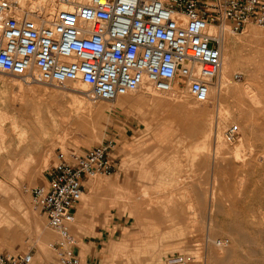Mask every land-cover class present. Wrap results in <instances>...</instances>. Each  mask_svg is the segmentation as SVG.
I'll return each mask as SVG.
<instances>
[{
  "label": "rangeland",
  "instance_id": "obj_1",
  "mask_svg": "<svg viewBox=\"0 0 264 264\" xmlns=\"http://www.w3.org/2000/svg\"><path fill=\"white\" fill-rule=\"evenodd\" d=\"M229 31L231 91L205 103H197L180 84L183 101L173 92L151 87L150 94L143 87L112 101L92 94L90 107L89 102L72 109L70 96L60 95L64 86L42 82L38 85H46L51 95L25 90L21 102L10 84L21 77L0 73V221L8 228L7 237H0V253L32 252L39 264H51L56 254L49 244L57 234L33 207L29 188L44 182L59 150L69 153L113 140V172L88 179L76 207L70 228L76 253L93 234L110 228L97 251L101 264H167L171 254L184 256L177 264H264V27ZM254 93L259 105L249 95ZM27 102L31 109L42 105L41 114L29 113V127L17 111ZM217 123L225 145L217 146L212 129ZM234 125L239 136L228 142L225 131ZM208 130L212 136L204 146ZM239 141L243 149L235 160ZM221 239L227 244L219 246Z\"/></svg>",
  "mask_w": 264,
  "mask_h": 264
},
{
  "label": "built area",
  "instance_id": "obj_2",
  "mask_svg": "<svg viewBox=\"0 0 264 264\" xmlns=\"http://www.w3.org/2000/svg\"><path fill=\"white\" fill-rule=\"evenodd\" d=\"M33 0H0V72L60 87L84 82L94 99L116 100L152 87L183 84L199 103L222 68L219 38L210 26L234 34L264 27V0H55L47 14ZM238 125L225 131L233 142ZM111 140L83 150H59L47 180L29 188L31 203L57 234L49 246L55 264H84L71 232L86 182L114 170ZM219 246L227 244L218 240ZM184 261L171 254L167 264ZM0 264H37L32 252L0 253Z\"/></svg>",
  "mask_w": 264,
  "mask_h": 264
},
{
  "label": "bare ground",
  "instance_id": "obj_3",
  "mask_svg": "<svg viewBox=\"0 0 264 264\" xmlns=\"http://www.w3.org/2000/svg\"><path fill=\"white\" fill-rule=\"evenodd\" d=\"M34 1V6L35 7H43L44 8V10L46 11V13L49 15V14H52L53 13V11L55 10V8H56V5H55V0H33ZM247 28V27H246ZM228 30V28H227V26L226 25H221V26H215V25H212V26H210V32L211 33H213V34H215L218 38H219V40H220V42H221V51H222V61H223V63H222V68H221V70H220V72L218 73V75H217V77H216V79H214L211 83H210V93H209V99L210 98H212V97H215V98H217L218 97V99L219 98H221L224 94H227L228 92H229V90H230V88L228 87V83H230L229 81H228V79H227V77H228V73H229V71H230V69H232L231 67H234L233 65H234V63H233V61H232V59H231V52L229 51V43L227 42V40H226V31ZM230 32V31H229ZM246 32V31H245ZM247 33L249 34V35H252V33H253V31L252 30H248L247 31ZM0 73H3V72H0ZM5 74H7V73H5ZM18 77V76H17ZM20 78V77H19ZM11 81V83L10 84H12V86L14 87V89H16V91L18 92V94H20L19 95V100L22 102L23 100H24V95L23 94H25L24 93V91L25 90H29L28 92L30 93V91H32V92H37L38 90H43V91H45V94L47 95H51L50 94V92L47 90L48 89V87L46 86V85H44V87H43V85L41 84V86L40 85H38V83L39 82H41V81H39V79H38V74L35 72V74L31 77V78H20V79H17V78H15V77H13V79H11L10 80ZM74 84V83H73ZM53 87H55V85L53 86ZM60 89L62 88V87H59ZM65 88V90L64 91H61L59 94L60 95H62L61 97H65L66 95H68V96H70V104H72L73 106L71 107L72 109H74L73 107L74 106H76V105H81L82 103L84 104V103H89L90 101H92V102H94L93 100H92V98L94 97H92V91H91V89H90V86L87 84V83H84V82H78V84L77 85H73V86H71V87H63V89ZM147 88V92H149L150 94H151V91H152V89H151V87H145V89ZM62 90V89H61ZM141 90V89H140ZM151 90V91H150ZM155 90V89H154ZM154 90H153V94H155V92H154ZM178 91H180V89H179V85L176 83V84H174V86H173V88H172V90L170 91V92H173L174 94L172 95L173 97L174 96H176V97H174V98H176V100L177 101H179V100H182L183 101V99H184V97L186 96V95H184V97H183V93H180V92H178ZM182 91V90H181ZM231 91V90H230ZM178 92V93H177ZM186 92H188V91H186ZM185 92V93H186ZM252 92V91H251ZM254 92V91H253ZM15 93V92H14ZM57 93V92H56ZM55 93V94H56ZM146 93V92H145ZM159 93V92H158ZM169 93V92H168ZM54 94V95H55ZM148 94V93H147ZM14 95V94H13ZM17 95V94H16ZM15 95V96H16ZM189 95V94H188ZM244 95H246V94H244ZM249 95H251V97L253 98V101L256 103V104H258L259 105V103H260V100L257 98V96H256V94L254 93V94H249ZM4 96H7L6 95V93H5V95ZM243 96V95H242ZM247 96V95H246ZM30 97V96H29ZM46 97V96H45ZM67 97V96H66ZM153 97V96H152ZM173 97H170V98H172L173 99ZM248 97V96H247ZM251 97H250V99H251ZM5 98V97H4ZM8 97H6V99H7ZM12 98H13V96H12ZM26 98H28V97H26ZM39 98H40V96H39ZM243 98V97H242ZM16 99V98H15ZM94 99V98H93ZM171 99V100H172ZM249 99V100H250ZM5 100V99H4ZM3 100V101H4ZM17 100V99H16ZM15 100V101H16ZM175 100V99H174ZM175 100V101H176ZM184 100H186V99H184ZM19 101V102H20ZM38 101V100H37ZM45 101V100H44ZM246 101V100H245ZM250 101H252V99L250 100ZM252 101V102H253ZM29 102V101H28ZM26 103V104H20V106L18 107V109H17V111H18V114L21 116V119L23 120V124H27V126L29 127L30 126V123H29V118H30V115H29V113L31 114V111L33 112L34 111V114H35V112L37 113V114H39L40 112H41V109H42V107L40 108V106H42V105H40L39 106V103H34L33 104V107H32V109L30 108V104L29 103ZM47 102V101H46ZM54 102H56V101H54ZM197 102V101H196ZM248 102V101H247ZM13 103V102H12ZM16 103V102H15ZM198 103V102H197ZM249 103V102H248ZM47 104V103H46ZM55 104V103H54ZM96 104V103H95ZM99 104V103H98ZM90 105H92L91 104V102H90V104H89V107H90ZM202 105V104H201ZM205 105V104H204ZM243 105V104H242ZM255 105V104H254ZM82 107H83V105H81ZM191 106V105H190ZM196 106V105H195ZM200 106V105H199ZM82 107H81V109H82ZM87 106H86V104H85V108H86ZM89 107H88V109H89ZM94 107V106H93ZM100 106H96V109H98ZM2 108V107H1ZM48 108V107H47ZM79 109H80V107H78ZM95 108V107H94ZM96 109H94V110H96ZM15 110V109H14ZM91 110V109H90ZM71 111H73V110H71ZM76 111V110H75ZM81 111V110H80ZM86 111V110H85ZM84 111V112H85ZM251 111H253V110H251ZM49 112V111H48ZM51 112V111H50ZM49 112V113H50ZM16 113V112H15ZM87 113H89V110H88V112ZM228 113V112H227ZM37 114H36V117H37ZM41 114V113H40ZM80 114V113H79ZM85 115H86V113H84ZM5 115V114H4ZM14 115V114H13ZM56 115V114H55ZM90 115V114H89ZM89 115H87V116H89ZM16 116V115H15ZM62 116V115H61ZM78 116H81V115H78ZM91 116V115H90ZM0 117L2 118L3 117V115H0ZM37 118H39V117H37ZM91 118V117H90ZM227 118V117H226ZM14 119H16V117L14 118ZM18 119V118H17ZM42 119V118H41ZM66 119V118H65ZM64 119V120H65ZM92 119V118H91ZM39 120H40V118H39ZM63 120V121H64ZM67 120L68 119H66V122H67ZM19 121V120H18ZM42 121V120H41ZM40 121V122H41ZM15 122V121H14ZM14 122H13V124H14ZM65 122V121H64ZM16 123V122H15ZM22 123V122H21ZM42 123V122H41ZM63 123V122H62ZM69 123V122H68ZM3 124V123H2ZM22 124V125H23ZM40 126V125H39ZM38 126V127H39ZM16 128L18 127V124L16 123V126H15ZM20 127V126H19ZM23 127V126H22ZM25 127V126H24ZM23 127V128H24ZM50 127V126H49ZM55 127H57L56 125H55ZM1 128L2 129H4L2 126H1ZM20 129V128H19ZM34 129V128H33ZM214 131H213V133H214V136H215V140H216V143H217V146H221V145H223L224 144V141H223V136H222V132L220 131V124L219 123H217L216 125H215V128L213 127L212 128ZM211 129V130H212ZM18 130V129H17ZM21 130V129H20ZM24 130V129H23ZM67 130V129H66ZM211 130H208V131H206V133H204V138L201 140V142L203 143V145L205 146V145H207L206 143H207V140H209V138L212 136V131ZM29 131V130H28ZM15 133H16V131H15ZM42 133V132H41ZM45 133V132H44ZM43 133V134H44ZM17 134V133H16ZM22 134L23 135H25V131H23L22 132ZM22 134H21V136H22ZM20 135V134H19ZM29 135V134H28ZM18 136V135H17ZM43 136V135H42ZM59 136V135H58ZM21 138V137H20ZM23 139H25V137H22ZM27 139H29V138H27ZM211 139V138H210ZM242 139V138H241ZM245 140V139H244ZM243 140V141H244ZM20 141V140H19ZM24 141V140H23ZM246 141V140H245ZM244 141V142H245ZM22 142V141H21ZM21 142H20V144H21ZM202 143H199L198 145H201L202 146ZM19 144V145H20ZM197 144V143H196ZM195 145V144H194ZM214 145H216V144H214ZM225 145V144H224ZM211 147V146H210ZM243 147V143H242V141H239V143L237 144V146L236 147H234L235 149H234V153H235V160H238L239 158H240V154H241V150L243 149L242 148ZM218 148V147H217ZM222 148V147H221ZM19 149V148H18ZM31 149V148H30ZM194 149V148H193ZM205 149V148H204ZM208 149V148H207ZM211 149V148H210ZM32 150V149H31ZM198 150V149H197ZM225 150V149H224ZM223 150V151H224ZM263 150V149H262ZM208 151V150H207ZM213 151V150H212ZM215 151V150H214ZM217 151V153L219 152L218 150H216ZM201 152H203L202 150H201ZM208 152H210V150L208 151ZM222 152V151H221ZM262 152H264V151H262ZM205 153H207V152H205ZM220 153V152H219ZM218 153V154H219ZM47 154H48V152H47ZM51 154V153H50ZM209 154H211V153H209ZM263 154V153H262ZM30 155V154H29ZM194 155V154H193ZM192 155V156H193ZM201 155V154H200ZM208 156V155H207ZM206 156V158H208ZM27 157H28V155H27ZM31 157V156H30ZM188 157V156H187ZM259 157V156H258ZM197 158H198V156H197ZM27 159V158H26ZM199 159H201V158H199ZM244 159V158H243ZM29 160H31V158L29 159ZM197 160V159H196ZM241 160V159H240ZM209 161V160H208ZM213 161H215V160H213ZM193 162H196V161H193ZM205 162V161H204ZM202 163V162H201ZM208 163V162H207ZM244 164V163H243ZM201 165V164H200ZM204 165V164H203ZM214 166H215V163H214ZM4 185V184H3ZM1 188V187H0ZM0 190H2V189H0ZM120 190V189H119ZM118 190V191H119ZM2 192V191H1ZM124 192V191H123ZM127 191H125V193H126ZM122 193V192H121ZM128 194V193H127ZM148 194V193H147ZM126 195V194H125ZM131 195V194H130ZM134 195V194H133ZM91 196V195H90ZM122 196V195H121ZM214 197V196H213ZM144 201V200H143ZM3 202V201H2ZM1 202V200H0V203H2ZM3 204V203H2ZM214 204V203H213ZM153 205V204H152ZM211 210V209H210ZM131 214L133 215L132 217H133V219H134V221H135V223L136 224H138V226H139V224H140V221H139V217H138V215H137V213L136 212H134V211H131ZM154 222V221H153ZM11 232V231H10ZM7 234H8V228H6L4 225H3V222L2 221H0V237H2V238H4L5 239V237H7ZM41 237H47L48 236V233H46V232H41ZM11 239V238H10ZM146 247V246H145ZM223 251V250H222ZM224 255V254H223Z\"/></svg>",
  "mask_w": 264,
  "mask_h": 264
},
{
  "label": "crops",
  "instance_id": "obj_4",
  "mask_svg": "<svg viewBox=\"0 0 264 264\" xmlns=\"http://www.w3.org/2000/svg\"><path fill=\"white\" fill-rule=\"evenodd\" d=\"M47 178H48V175L46 174L44 182L47 180ZM116 223H119V221L117 220ZM111 226L115 227L116 224L114 223L109 224V227ZM109 229L110 228H103L98 233L93 234V237L95 238L85 241L82 249L78 250L79 252H77V254L80 256L84 264H101V262H98L96 259L98 257L97 251L99 247L103 245L104 243L103 240L106 237V233ZM35 262L39 264L36 260ZM55 262H56V259H53L51 264H55Z\"/></svg>",
  "mask_w": 264,
  "mask_h": 264
}]
</instances>
